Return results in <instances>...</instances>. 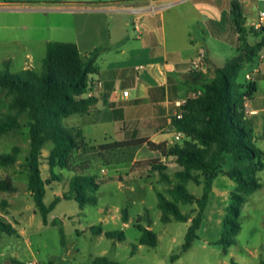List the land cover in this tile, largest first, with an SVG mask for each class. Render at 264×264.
<instances>
[{"label": "trees", "instance_id": "obj_1", "mask_svg": "<svg viewBox=\"0 0 264 264\" xmlns=\"http://www.w3.org/2000/svg\"><path fill=\"white\" fill-rule=\"evenodd\" d=\"M230 6L234 30L238 36V54L221 67L214 68L211 79L204 80L201 73L189 71L193 85L190 92L199 91L200 94L196 98L187 99L180 108V119L171 118L174 131L182 133L186 139L183 145L154 143L147 138L90 144L85 141L81 131L64 125L65 119L86 115L96 104L87 93L90 90L89 77L95 72L98 51L82 56L74 43L49 41L40 73L30 68L12 72L7 62H4V69L0 70V93L11 98L9 107L12 113L0 118V137L19 129L20 116H26L29 149L23 169L33 203L44 225L48 224L49 214L61 200H74L80 208L87 204L96 206L95 194L102 182L110 178H99L89 174V171L112 166L110 155L118 150L145 145L149 151L160 156H173L176 164L182 168L176 174L179 182L166 191L169 197L155 191L162 223L167 224L172 220L189 222L180 254L188 251L198 239L197 233L212 182L221 174L232 180L235 188L229 196L230 203L225 211L218 244L226 251L235 243V237L241 230L242 207L247 196L261 188L258 174L264 170V152L256 146L252 122L245 108V103L256 91V85L246 79L242 83L238 81L241 71L264 52V26L258 30L252 27L248 29L241 3L231 0ZM250 35L258 37V41L250 43ZM48 144L51 146L47 156L49 179L43 180L40 170L42 150ZM20 152V148L14 146L10 153L1 154L0 166L15 165ZM80 154H84L82 158ZM228 156L232 165L224 170L222 167ZM145 164L152 172H157L160 183L171 185L166 167L158 157ZM56 168L71 172L73 176L67 191L46 205V187L52 181L59 180L54 171ZM189 182L202 186L200 197L188 191L186 185ZM0 192H15L9 179H0ZM1 204H5V201H1ZM180 204H195L196 209L192 211L195 216L182 213ZM144 214L142 217L145 225L138 221L133 224L140 232L138 245L154 248L157 246V236L149 229L152 220L148 211ZM128 220V211L124 208L121 210V221L126 224ZM90 230L96 235L103 232L101 226L91 227ZM1 233L16 235V230L2 216ZM104 237L120 242L125 240L122 231H105ZM180 254L172 255L168 264H175ZM91 264L120 263L97 257Z\"/></svg>", "mask_w": 264, "mask_h": 264}, {"label": "rangeland", "instance_id": "obj_2", "mask_svg": "<svg viewBox=\"0 0 264 264\" xmlns=\"http://www.w3.org/2000/svg\"><path fill=\"white\" fill-rule=\"evenodd\" d=\"M3 1L7 4L0 8V70L4 69V62H7L10 71H19L22 62L27 60V54L34 52V68L40 73L45 56L44 43L55 36L52 29L59 24L65 29H71L74 25L73 18L48 13L42 8L45 2L56 4L59 0ZM250 27L249 23L247 28ZM235 36V34H228V37ZM249 37L251 43L258 41L256 36ZM206 45L210 56L212 55L217 64L223 65L238 54L236 42L220 44L217 41H207ZM203 51L206 54L205 48ZM247 69L244 68L241 71L239 82L245 81ZM197 72L201 73L204 80L207 76H213L212 69L207 76L202 72V68ZM10 101L9 96L0 93V118L12 113L9 107ZM76 119L78 115L70 116L65 119L64 125L78 129L75 127ZM19 122L21 124L19 129L0 137V155L10 153L14 146H18L21 150L17 157L20 161L19 165L0 166V179L11 181L13 178L16 190L15 197L11 193L0 192V215H5L20 233L19 236L0 234V264H27L28 262L91 264L98 256L120 264H168L172 255L180 254L188 223L175 220L167 224L162 223L155 194V191H158L169 197L166 194L167 189L179 182L176 174L182 168L176 164L173 156H160L156 152L149 151L145 145L112 153L110 155L112 166L106 167L103 171V167L89 171V174H95L99 178H110L102 182L95 194L97 205L87 204L80 208L74 200H61L49 214L48 224L44 225L32 197L27 193V176L23 169L29 149L26 116L21 115ZM166 126L167 121L159 126L160 131H154L155 134L158 137H165L164 142L169 145L173 143L183 145L186 139L175 141L173 131ZM82 128L84 137L90 144H102L106 140L110 141L109 138H114L115 135L124 137V140L146 138L145 131H113L114 135H112L109 131L111 124L106 123L86 125ZM107 133L108 135H105ZM50 147L49 144L45 146L42 153L48 156ZM83 155L80 154V157L82 158ZM156 157L166 167V173L171 178V185L160 183L157 172H152L145 164ZM231 165L232 160L228 156L222 169H228ZM41 169L43 175L49 179L46 156L42 157ZM54 171L59 180L50 183L51 188H49L52 190L48 188L44 197L46 205L53 200V192L61 195L67 191L68 182L73 176L71 172L65 170L56 168ZM258 177L261 188L247 196L240 217L241 230L235 237V243L226 251L218 244L222 236L225 216L221 208L223 204L229 203V199L226 203L223 197L217 200L212 199L198 230V239L188 251L180 254L175 264L264 263V170L258 174ZM186 187L191 194L200 197L202 186L189 182ZM224 190L230 189L226 187ZM232 191L233 188L230 192ZM1 201H5V204L2 205ZM179 206L182 213L195 216V213L192 214V211L196 209L195 204ZM124 208L128 211L127 224L121 221V210ZM145 211H148L150 215L152 231L157 236V246L154 248L143 245L138 247L140 232L133 224L137 221L143 225L146 224L142 217ZM94 226H101L104 231H122L125 240L120 242L103 236L98 237L90 230Z\"/></svg>", "mask_w": 264, "mask_h": 264}, {"label": "crops", "instance_id": "obj_3", "mask_svg": "<svg viewBox=\"0 0 264 264\" xmlns=\"http://www.w3.org/2000/svg\"><path fill=\"white\" fill-rule=\"evenodd\" d=\"M238 1L243 7L246 26L256 19L258 11L264 10V0ZM45 3L44 10L71 16L74 25L71 29H65L61 24L51 28L55 36L45 41L44 54L46 44L51 40L76 44L82 56L98 51L95 72L89 77L93 84L88 91L96 104L88 114L78 115L75 123L83 137L82 127L106 123L111 124L112 135L113 131H145L150 141L164 142L165 137H158L154 131H160L159 126L166 121L169 128V120L176 112L174 103L192 90L191 61L205 48L202 72L207 76L210 69L213 71L222 66L210 56L207 41L239 45L230 12L231 0H59L56 4ZM6 4L0 0V8ZM228 34L236 36L228 37ZM33 53L27 54V60L22 62L19 70H35ZM246 68L245 79L256 85L255 93L246 103V111L252 122L256 146L264 152V52ZM212 77L207 76V79ZM124 91L128 92L127 97L122 96ZM109 139L106 142L122 141L124 137L115 135ZM44 156L47 158L42 153ZM19 162L17 160L15 165ZM40 170L42 179L46 180L41 166ZM49 187L50 184L46 191ZM224 187L230 190H224ZM232 188L234 190V183L223 174L213 180L202 222L210 201L223 197L225 203L228 202ZM15 193L16 190L11 194L15 197ZM27 193L31 196L28 186ZM53 193L54 197L62 195ZM229 203L222 205L224 215ZM0 216L19 236V231L7 217ZM149 229L152 230V226ZM104 232L96 236L104 237Z\"/></svg>", "mask_w": 264, "mask_h": 264}, {"label": "built area", "instance_id": "obj_4", "mask_svg": "<svg viewBox=\"0 0 264 264\" xmlns=\"http://www.w3.org/2000/svg\"><path fill=\"white\" fill-rule=\"evenodd\" d=\"M259 1H263V0H259ZM250 25H251V27L254 30H258L262 26H264V10L258 11L256 19L253 20ZM204 61H205V53H204L203 49H201L199 51L198 56L196 57V59L191 61L190 65H189V71L191 72V71H197V70L201 69L204 66V64H203ZM247 79H249V76H247ZM92 84L93 83L89 81L90 87H91ZM96 84L99 85L100 82H97ZM199 94H200L199 91L190 92L187 96L183 97L181 100L176 101L174 103V106L176 108V112L173 114L172 117H175L176 119H180L181 116H182L180 108L186 103L188 98H196ZM87 95H88V97H91L90 92H88ZM122 96L123 97H127L128 96V92L127 91L122 92ZM246 103H245V108H247ZM168 125H169V128L171 129V131H173V137H174L175 141H179L182 138H184V135L182 133L174 131V129L172 128V125H171V119L169 120V124ZM27 264H37V263L28 262Z\"/></svg>", "mask_w": 264, "mask_h": 264}]
</instances>
